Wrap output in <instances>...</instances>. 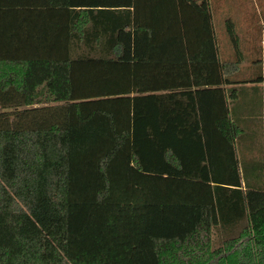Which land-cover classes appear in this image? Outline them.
Listing matches in <instances>:
<instances>
[{
  "label": "trees",
  "instance_id": "trees-1",
  "mask_svg": "<svg viewBox=\"0 0 264 264\" xmlns=\"http://www.w3.org/2000/svg\"><path fill=\"white\" fill-rule=\"evenodd\" d=\"M13 4L52 9L0 27V264H264L230 20L219 60L206 0Z\"/></svg>",
  "mask_w": 264,
  "mask_h": 264
},
{
  "label": "rangeland",
  "instance_id": "rangeland-1",
  "mask_svg": "<svg viewBox=\"0 0 264 264\" xmlns=\"http://www.w3.org/2000/svg\"><path fill=\"white\" fill-rule=\"evenodd\" d=\"M217 56L219 60H234L235 50L225 30V20L229 19L237 37L238 50L243 60L238 68L228 76L240 80L237 85V99L230 113L231 119L238 125V134L244 136L248 143L236 141V155L242 173L253 162L264 170V86L260 81L251 80L263 74L264 65V0H206ZM250 66L243 68L250 60ZM241 65V66H240ZM248 145V149H243ZM264 178V176H263ZM234 233V232H233ZM230 233L228 235H231ZM217 228L211 231V246L216 247L228 236Z\"/></svg>",
  "mask_w": 264,
  "mask_h": 264
},
{
  "label": "crops",
  "instance_id": "crops-1",
  "mask_svg": "<svg viewBox=\"0 0 264 264\" xmlns=\"http://www.w3.org/2000/svg\"><path fill=\"white\" fill-rule=\"evenodd\" d=\"M52 8L45 6V5H37L32 7L31 5H24V4H13V5H0V27H3V25L5 26H10L12 27V25H16V26H22L24 27L27 24L33 23L35 21H42L44 20L43 17H40L41 13H45L46 15H49L51 12ZM36 12L39 15V19L38 20H34L33 19V15H31L32 13ZM40 12V13H39ZM264 27V24H263ZM243 55H242V60H243ZM249 59V58H248ZM250 60V59H249ZM241 62V61H240ZM251 60L250 62L245 65L243 68H247L250 66ZM241 66V65H240ZM263 72H264V65H263ZM259 77L262 76V78L259 80L262 86H264V73L258 75ZM238 82H233L230 84H226L225 86H238L237 85ZM237 99V89H236V97L235 99H233L232 104H233V109H234V101ZM41 103H35L33 105H39ZM231 104V102L229 103ZM241 108H235L234 111L239 112ZM235 143L236 141H240L243 143H248L249 141L244 139V136H241L240 134H238L235 139H234ZM236 146V144H235ZM243 149H248V145H245L243 147ZM250 172V171H248ZM261 173L264 175V170L261 171ZM263 188H264V183H263ZM236 231V230H235ZM234 231V232H235Z\"/></svg>",
  "mask_w": 264,
  "mask_h": 264
}]
</instances>
